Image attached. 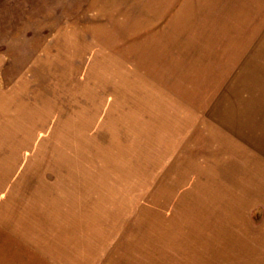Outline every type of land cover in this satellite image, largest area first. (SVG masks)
Masks as SVG:
<instances>
[{
    "label": "rangeland",
    "instance_id": "obj_1",
    "mask_svg": "<svg viewBox=\"0 0 264 264\" xmlns=\"http://www.w3.org/2000/svg\"><path fill=\"white\" fill-rule=\"evenodd\" d=\"M100 1L0 0V264H183L193 234L239 264L231 219L264 226L242 199L264 193V0H173V30Z\"/></svg>",
    "mask_w": 264,
    "mask_h": 264
},
{
    "label": "crops",
    "instance_id": "obj_2",
    "mask_svg": "<svg viewBox=\"0 0 264 264\" xmlns=\"http://www.w3.org/2000/svg\"><path fill=\"white\" fill-rule=\"evenodd\" d=\"M171 1L173 2V0H151V4H150L151 6L148 7V8H146V7H143L142 5H139V6L135 5V6H133L134 4H136V3L138 4L140 2V0H136L135 2H133L132 5L129 6V8L125 9L126 10L125 11V16L131 15L132 10L136 11L138 9L139 10H143L144 9V10H147V13H148L147 14V18L150 19V22H148L149 24H159V21L160 22L161 21L164 22V20H166L165 27L171 26L172 27V30H173V27L176 25L175 19L178 16H175L174 18H171L170 19L168 10L171 9L169 7L170 6L169 3ZM92 3H93L92 6L98 5L99 3H103L104 4V2H102L100 0H97V3H96V0H93ZM113 3H114V1H108L106 4H113ZM132 16H134V15H132ZM144 16H146V15H144ZM153 20H157V22H155ZM144 24L145 23L136 24V25L142 26ZM177 24H181L182 26H184L183 22L180 23V21L178 19H177ZM171 31L169 29V33ZM102 67L109 68V64L104 63ZM123 79L130 80V81H137V79L136 80H133V79H129V78H126V77H124ZM135 87L136 86H130L129 88L133 89ZM219 140H221V139H219ZM221 141L226 146L227 145L230 146V149H228V151H230L229 153H231V152H233L234 154L235 153H238L237 152L238 148H236L235 145L226 142V140H224V139H222ZM259 160H260V162L262 161L261 162L262 164L258 168L259 171H262V174L261 173H259V174L262 175L263 176V179H264V160H261V159H259ZM233 161L234 160H232V162ZM236 161H238V160H236ZM236 161H234V164L235 165L237 164ZM247 161H252V160L247 159ZM248 163L246 162L245 164L247 165ZM241 166L243 167V169H245L244 168L245 165L244 166L241 165ZM263 192H264V190H263ZM216 195L218 196L219 194L217 193ZM248 195H250V194H247L246 195L247 197L242 198L244 200H247L246 201L247 202V207L252 202H263L264 203V193H263L262 198L259 199V200H251V199L249 200L248 199V197H249ZM238 221H239L238 217H237V220H236V216H235V217H233L231 219V228H230L231 230L225 231L226 230L225 229L226 226H223V224L220 225V229H219L220 233L221 232L223 233L225 231L226 233H231L232 236H233V238H232L233 239V243H234V246L233 247H234V250L235 251H234V253L231 256L232 259L239 258V260L237 261V263H239V264H242V263H244V264H264V226H261V227H258V228H252V227L250 228V227H248V223H246V220H243V221L241 220L242 223H246V225H241L240 226V227H244L245 226V230L244 231L246 233V236L245 237L244 236L243 237L242 236L239 237L238 232L240 231L241 228L238 225V223H239ZM228 226H230V225H228ZM192 232L196 233L194 230ZM194 237L195 236L193 234V236L191 237V241H189V244H188L187 241L186 242L185 241H182L181 242V246H183L182 249H180V252H177L178 250H173L175 252L173 256H175L176 253H178V255L181 254V256H184V258H183L184 259L183 264H195V263L196 264H207L200 257L201 256H209V258H211L210 255H212L213 253L207 252L205 250V247H203L202 243L201 242H198ZM174 249H179V248L176 247ZM188 249H189V251H187ZM241 249H245L244 253L241 252ZM182 252H184V253L182 254ZM185 252H186V254H185ZM196 254H198V255H196ZM208 254H210V255H208ZM214 254H216V253H214ZM173 256H169L167 254V257L166 258L167 259H171V258H173ZM192 257H194V258H192ZM194 259L199 260V261H195ZM159 261L160 260H158V262ZM167 262H168V260H167ZM208 263H210V264H224L221 257L218 258L217 260H214V262L213 261H209Z\"/></svg>",
    "mask_w": 264,
    "mask_h": 264
},
{
    "label": "bare ground",
    "instance_id": "obj_3",
    "mask_svg": "<svg viewBox=\"0 0 264 264\" xmlns=\"http://www.w3.org/2000/svg\"><path fill=\"white\" fill-rule=\"evenodd\" d=\"M106 80V79H105ZM141 82H143V79H139ZM107 81L108 80H106L105 82H104V84H106L107 85ZM117 82H121L122 84L124 83V84H126V86H136V83H138L137 81H130V80H125V79H121V80H119V81H117ZM130 83H132V85L130 84ZM122 94V93H121ZM123 95V94H122ZM124 98V97H123ZM113 113V112H112ZM117 122V121H116Z\"/></svg>",
    "mask_w": 264,
    "mask_h": 264
}]
</instances>
